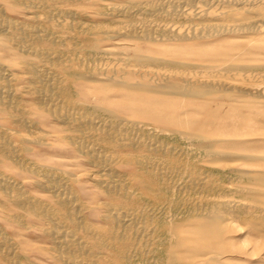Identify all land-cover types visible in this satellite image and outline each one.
Wrapping results in <instances>:
<instances>
[{
  "label": "rangeland",
  "instance_id": "374dc122",
  "mask_svg": "<svg viewBox=\"0 0 264 264\" xmlns=\"http://www.w3.org/2000/svg\"><path fill=\"white\" fill-rule=\"evenodd\" d=\"M43 1L47 2L46 5L45 2ZM11 2L12 0H0V6L2 7V9L0 7L1 13L7 16L9 15L10 18H13V20L20 23L25 22L24 18L31 17L33 21L36 20L34 22L35 23L34 25L37 26L38 23L40 24L38 25L39 28L43 30L48 29L46 30V32L53 40L54 48L55 49L58 48L56 49V55L59 54L58 55L59 57L63 56L61 58L64 60L61 59L62 63L61 62L60 63L67 67V71L62 73L58 69L59 66H57V64L54 65L49 64L48 62L41 60V58L33 56L31 53H22L16 49L11 51L0 47V50H2L0 51V56H1L0 61L5 66L9 65V67L6 66L5 69L2 66H0L1 68L0 73H2L1 74L2 77H0L1 78L0 90L5 91L7 98L11 99V97H14L11 100H9L6 99V95L4 94L5 95L4 99L2 100L0 99L1 100L0 108L7 109L12 114V118H10L9 116H6L5 113L1 114L0 112V132L3 131L2 133H0V137L1 134H3L2 137L7 136L8 138L6 137L4 138L10 140V142L14 144L13 149H15V152L17 154L15 155L14 152H11L12 156L10 159L5 154L2 153L0 154V172H2L0 173V176L1 177L3 176L2 178L5 179L11 177L9 179L10 181L8 179L7 180L12 185L14 182V186L18 185L19 189L17 187L16 189L20 190L21 188L20 191L24 193L26 192L25 194L30 199L33 198V200L34 199L36 200L37 198L39 201L44 202L46 206L48 205L50 206L51 204L52 205V207L50 206L51 208H59V205L56 203L58 197L55 198L56 194H54V191L56 189L57 192L55 193L58 192L64 193V191L65 193H67L70 190L72 195L76 197L75 203H77L76 208H78L77 216L78 218H80L79 221H82L83 223H85V225L88 224L87 226L93 229V230L91 229L92 233L96 232L101 234L103 233V235L105 234L104 240L107 244V247L105 246L104 249L101 250L97 249L94 251L96 253L100 251L101 253L99 255L101 257L97 258L99 260V264H118L116 262L114 263V259L117 258L119 253L117 250L118 245L115 244L116 242L110 237V234L107 233L108 229L111 230L113 229L112 223L109 221L107 217L108 216L107 214L110 209H113V211L115 210L116 212H120V213L122 212L124 214L128 212L132 217V219L136 221L137 224L136 230L138 229V232L140 231V233H144V231H147L148 229L149 230L154 229L155 231L157 230L159 231V232L157 231L155 235L153 234L155 238L152 237L151 238L152 240L149 239L148 242L145 241L146 245H148V246L145 245L146 251L149 249L148 250L149 252L148 251L146 252L147 254L144 253V244L138 242V244L134 245V247L132 248V252L135 255V258L134 257L132 258L131 261L132 263L131 262L124 263L121 261V263L119 264H134V263L135 264L137 263L165 264L167 253L169 250L173 248L175 244L174 234L177 233V231H179V234H182L184 237H189L193 235L192 233L193 231H195L194 229H196V225L194 224L195 221H193L194 219H192L194 217V215H192L193 213L192 208L193 206L196 205L195 204L196 201L197 204L200 205V201L205 200V202H207L210 205L213 202L214 203H221L228 201L230 202L235 199L232 202H236L237 204L245 203V206L248 207L247 209H245L246 207L236 208L234 214H238V215L233 216L234 218H232L233 220L232 223H234L237 227L232 223L231 226L227 225L226 227H224L223 237H225L226 239V243L223 244L224 246L223 247L218 246V248H213V249L205 248L201 253L203 255L201 257H196L194 260L198 259L196 261V264H209L208 262L204 263L202 260L203 259L205 260L207 256H209V252H208L209 250H214L220 253L221 261L212 264H264V228H263L264 226L256 225V223L258 224V222L261 219L256 214V210H254L256 209V207L264 208V204H263L264 195H260V194H264V182L257 180L256 183L258 184H253L255 182L250 179L253 176L258 177L260 176V174L261 175L264 174V131H263L264 130V98L258 97L256 96V94L252 95L243 92L240 93L238 91H236V93L235 91L234 92L230 91L227 93L216 92L209 94L205 97L195 98V97H182L180 95L178 96L168 93L154 94L153 92L143 91V90L131 91V92L129 91L123 92L121 90H107L106 86L100 85L99 83H96L91 80H87L86 78L89 75L88 73L90 68L99 66V64L102 65V63L105 62V60L107 59L105 56L99 54V52L102 51V49L108 47H113V49L115 48L114 46H112L113 42L105 38L106 36L103 34V31L110 30L111 27L113 29V27L116 28L117 26H120V23H122V20H124L123 17H116L115 19L111 14L112 4L119 2V0H113V1L112 0H36V1L18 0L17 2L19 4H17L15 7L12 6ZM38 4H40L39 7ZM22 7L24 9H22ZM54 10L57 12H54ZM61 12L62 15L64 16H62L61 14H60L61 16L58 15ZM36 13L39 15V17H37L38 15ZM54 13L56 14V16ZM44 14L46 16H42ZM50 14L52 17L50 16ZM83 14H85V16ZM65 16L67 17L64 18ZM41 17L43 19L45 18V20H43ZM107 25L110 26L107 27ZM50 33L52 34V36L50 35ZM3 34L0 32V37ZM57 34L59 36L60 35L63 36L59 37ZM53 36L56 37L58 36V37L56 38ZM65 36L68 37L65 38ZM101 36L104 37V39L102 44L98 46L95 43L99 38H102ZM235 40L239 41L240 39L238 38ZM247 40L249 41L251 40V42L249 43V47L253 49L255 54L250 55L249 60H247L246 62L258 63L264 65V50L263 51L261 50V47H264V35L258 36L257 38H254V40H252V38H249ZM57 41H59L61 44H59V42ZM122 42L129 43L131 47L128 46L127 47L128 49L115 48L114 49L115 51H121V52L125 51L127 53L137 52V53L162 56V57L178 56L180 52L179 47L174 43L150 44L145 41H125V40ZM55 43L57 45H55ZM143 44L146 46V48ZM225 44L227 45V43ZM218 45L219 44H215L214 47L212 48H215ZM93 46L94 48H92ZM14 53H17L19 56H23V57L25 56L24 58L35 59L36 62L41 65V68L44 69L43 73L47 78L50 76L54 77L55 75L57 76V78H61L60 75H63L62 78H64L63 80H65L64 81L65 84H67V86L70 88L71 94H74L75 99L78 100L80 103H84L88 107H93V108L100 107L99 109L101 110H103V108L105 110H109L107 112L105 111L106 116L108 115V113L113 112L123 119L125 118L135 123L136 122L139 123L138 125L130 124L132 125L130 127L128 125L129 128L127 127L126 129V131L128 132L127 135H129L128 136L129 138L130 137L132 138L131 141L135 143L137 142L136 146L137 145L139 146V144L141 143H146L148 144L146 145L147 147L146 146H142V147L135 146L134 148L130 146L126 147L123 146V144H127L128 142L121 141L120 139H115L114 142H107L103 140L98 141L97 137L100 136L94 137L92 134H90L89 137L88 136L89 134L84 135L79 131H71L69 129V125H66L63 122L55 120L50 114H48L46 111L41 109V107L37 104V101L35 100V94L33 90H31V87L32 86L34 87V85L30 81V78L28 75H26V73L23 72L20 73V71H22L21 65L17 62L16 63L10 62L11 57L13 58L19 57ZM63 61L67 63L65 64L63 63ZM46 64L47 66H44ZM91 64L94 65L91 66ZM83 66H85V69L83 68ZM48 68L49 69L51 68L50 71L51 70L52 71L50 72ZM16 70L18 71V73L16 72ZM12 71H14L17 75L21 74L22 76L17 77V79L14 77L13 80L12 78L14 72ZM46 71H48V73ZM68 76L71 78H69ZM46 77L45 79H47ZM65 77L68 80H66ZM5 78L12 79L13 83L7 84ZM263 80L261 81L258 80L259 82H257V80H252V83H261V85L263 86L264 84ZM240 81L241 83H243V86L246 83L247 84L251 83V80L248 81L247 79L239 78L238 82ZM247 84L245 86H247ZM11 86H13V89ZM21 86L24 88H22ZM10 89H11L10 91L11 93L9 92ZM3 100H5L4 104L1 103L4 102ZM6 101L12 103L11 105L16 104V106H10L7 104ZM24 110L25 111L27 110L28 113L31 114H26L27 111L25 112ZM29 110H31L32 112H30ZM23 111L25 113H23ZM25 117H27V120ZM23 118H25V120H23ZM22 120L26 122L27 125H23L21 123ZM223 122L225 124L224 126H223ZM17 124L20 125L17 126ZM217 125H222L223 128L221 130H218L216 129ZM156 130L158 131L157 133L155 132ZM171 130L174 131L171 132ZM11 131H14L15 133ZM137 131H140L138 132L140 133V135L137 134ZM41 132L43 133L40 135ZM200 133H204L209 138H212V140L210 139L211 140L210 142L212 143L211 148L202 147L201 142L193 138L194 137L193 135L199 136ZM228 133L232 137H230ZM45 135L48 137H46ZM74 135L76 137L84 136L85 142L90 147L97 148L99 153H101V155H107L108 156L107 160H105L104 157L101 156L106 161L104 162L105 164L102 163L103 161L102 162L96 161L94 157L91 156L88 150L79 151L76 145L71 143L73 142L71 140L72 138H74L73 137ZM182 135L184 138L182 137ZM31 136L34 140L31 138ZM2 137L0 138V142H2ZM40 137H42L43 139L41 138L42 139L41 140ZM137 137H139V139ZM4 138L3 141L5 140ZM36 138L39 139L38 142H36L37 141ZM76 139L79 140L78 137ZM66 140H69L70 143ZM150 143H152V146ZM166 145L169 146L166 147ZM11 146L13 147V145ZM12 147L11 150L13 151ZM151 147L154 149H152ZM167 149L169 151H167ZM206 149L207 150L212 149L219 152L221 151L220 153L221 155H219L218 158L215 156H211L207 153ZM225 152L228 153L229 156L224 154L222 155V153ZM230 155L231 156L233 155L234 157L233 156L231 157ZM236 155H239L240 157H236ZM246 155H248L249 158H247ZM208 157H212V160L211 158H209L211 161L208 160ZM11 159H13V161ZM154 159L158 165L157 167L160 166L161 168H163L162 166L166 168V165L170 166L171 164L174 163L178 164L179 173L177 171L176 172L177 174H175L174 176L171 175L173 179L172 184L168 183L166 179H163L161 176L156 177L155 175L148 172L149 167H151V165L154 163ZM165 162L167 163L166 165ZM156 163H154L153 165H156ZM20 164L22 165L25 164V165L23 167ZM37 164L39 165L37 166ZM17 165H19V167ZM21 166H22L21 169L23 170L20 169ZM35 167L36 169H38L37 171L39 173L36 172ZM51 167L52 169H50ZM89 173L92 174L90 175ZM46 174H48L47 177ZM244 174L248 176H245ZM49 177L52 179H50ZM57 178H59V180H57ZM94 178L96 179L100 178L104 181L106 179L107 180L105 182L103 181L104 183L98 184L97 182L94 181ZM37 180L38 183H36ZM40 181H42L43 184ZM155 181L158 183H156ZM52 182H54V184ZM107 182L109 184H114V185L116 184L117 188L115 190H108V188H106V186L104 185ZM144 182H146V184H144ZM44 183L50 188H45L43 186ZM175 184H176L175 187L170 186ZM56 185L57 187H55ZM61 185L65 187H62ZM158 186L161 188H159ZM48 190L49 191L52 190V191L47 192ZM247 190L253 192L256 191V193H254V196H250L249 194L246 195L245 191L247 192ZM4 191L0 189V199H1L0 227L2 226L0 228L1 229L0 231L5 232V233L3 232V235H0V241L2 242L3 240L5 244L4 249L7 250L6 252H9L8 250L11 248L10 252L13 250V252L11 253L15 254L17 252V254H19V255L15 254V257L16 256L18 257H16L15 259L16 262H14V264H25V263L26 264H70L61 258V254H60L61 252H58L60 251V247L58 246L59 250L56 248L57 244L55 240L51 237V235H49L50 234L49 228L51 227V224L43 217H41L42 218L41 219L40 216L38 215L36 216V214H34L35 212H33L32 210L25 211L21 208L18 207L16 208L14 205H12V201H11L12 197L7 195H12L14 188L11 191L9 190V192L6 191L8 193ZM123 191L124 194L122 193ZM151 195L154 197H152ZM110 197L113 198L111 199ZM224 197L226 199H224ZM239 199L241 201H236ZM245 201H247V203ZM120 202H123L124 204ZM189 202H191L193 205ZM187 203L189 204L187 205ZM250 204L252 205L256 204V205L252 206ZM6 205L9 207H7ZM105 205L108 206L106 207ZM175 206L177 208H175ZM251 207L254 208L252 212H250L252 209ZM79 211H81L82 214H80L81 212ZM246 212L249 215H247ZM26 216H28V218ZM131 217H126L125 220L127 218H130V220H132ZM171 217L174 219L173 221ZM18 219L20 220V222ZM107 219L109 222L107 221ZM241 221H244L242 223H245V225L246 224L247 225L245 226L244 224L241 223ZM68 226L69 227L71 226L70 227L71 229L75 228L72 225H68ZM177 226H179L180 230L177 229ZM241 227L242 229H239ZM45 228L46 229L48 228L47 231ZM94 228H96L98 231H96V229ZM237 228L240 231L237 230ZM79 229L80 231L75 228V230L77 231L76 233L78 234L75 235V238L79 237L78 239L80 240L82 239V241L84 240L91 241L93 234L88 230H84L83 228H79ZM107 234L109 236H107ZM4 235L6 237V240L9 241L11 239L10 240L11 242L9 241L8 243V241L6 242L4 238H1ZM7 237H9V239ZM141 237L143 238V236ZM247 245L249 248L247 247ZM257 245L259 247H257ZM44 246H46L47 248H45ZM52 248L56 249V250L53 249V251H55L56 253L52 251ZM153 250L155 252H153ZM58 253L60 255H58ZM206 253L208 254L204 255ZM0 256H1L0 262H2L3 264H13V262L7 261V259L3 255ZM80 260L83 259L80 258ZM18 261L21 263H19Z\"/></svg>",
  "mask_w": 264,
  "mask_h": 264
},
{
  "label": "bare ground",
  "instance_id": "6f19581e",
  "mask_svg": "<svg viewBox=\"0 0 264 264\" xmlns=\"http://www.w3.org/2000/svg\"><path fill=\"white\" fill-rule=\"evenodd\" d=\"M17 1L12 0V2H11L12 6L15 7L17 4H19ZM32 1H36V0H32ZM25 2H27V1H25ZM43 2H45V1H43ZM20 3H22V2H20ZM30 3H31V1H30ZM46 3L47 2H45V5H46ZM40 4H38V7L40 6ZM42 4H44V3H42ZM109 5H111V4H109ZM77 7H79V6H77ZM1 9H2V7H1ZM22 9H24V8L22 7ZM102 9H104V8H102ZM98 10H100V9H98ZM54 12H57V11L54 10ZM58 12H60V11H58ZM93 13H95V12H93ZM51 14H50V16H51ZM60 14L62 15V12L59 13L58 15H60ZM111 14L113 15V17L115 19H116V17H123L124 18V20H122V23H120V26L116 25L117 26L116 28L113 27V29H112V27H111L110 30H104L103 31V34L106 36L105 38L111 40L113 42L112 46H114L115 48H126V49H128L127 48L128 46L131 47V45H129V43L122 42L124 40L125 41H145V42L150 43V44L174 43L175 45H177L179 47V50H180L179 55L178 56H170V57H162V56L147 55V54H142V53H137V52L127 53L125 51H122V52L121 51H115L114 50L115 48L113 49V47H108V48L102 49V51L99 52V54H101L102 56H105L107 59L105 60V62L102 61L103 62L102 65L99 64V66H95L92 68L89 67L90 69H89V73H88L89 75L86 78L87 80H91V81H94L96 83H99L100 85H104V86H106L107 90H121L123 92L124 91L131 92V91L143 90V91L153 92L154 94L155 93H168V94H172V95H178V96L180 95L182 97H195L196 98V97H205L209 94L216 93V92L227 93L230 91H233V92L235 91V93H236V91H238L240 93L243 92V93H246V94L248 93V94H252V95L256 94V96L264 98V84H263L264 83L263 82L264 81L263 80L264 79V65H261L258 63L246 62L247 60H249L250 55L255 54L253 49L249 47V43L251 42V40L249 41L247 39L252 38V40H254V38H257L258 36L264 35V0H119V2L112 4V13ZM83 15L85 16V14H83ZM42 16H46V15L44 14ZM55 16H56V14H55ZM62 16H64V15H62ZM37 17H39V15ZM66 17L67 16H65L64 18H66ZM24 19H25V22L20 23V22L13 20V18H10L9 15L7 16V15L1 13V11H0V32L2 34L4 33L0 37V47H2L3 49L5 48L6 50H11V51L16 49L22 53H31L33 56L39 57V58H41V60L46 61L49 64H52V65L57 64V66H59L58 69L62 73L66 72L67 67L65 65L61 64L62 63L61 57H63V56L59 57L58 56L59 54L56 55V49H58V48H56V49L54 48L53 40L51 39V37L46 32V30H48V29L43 30V29L39 28L38 25H40V24H38V23H37V26L34 25L35 24L34 22L36 20L33 21L31 17H26ZM43 20H45V18ZM60 22H61V20H60ZM109 26L107 25V27H109ZM52 33H53V31H52ZM50 35L52 36L51 33H50ZM60 36L62 37L63 35H60ZM53 37H56V36H53ZM66 37H68V36H65V38ZM238 38L240 39L239 41L235 40ZM103 39H104V37L99 38L95 44L100 46L103 42ZM57 42H59V41H57ZM222 43H223V45H222ZM225 43H227V45ZM228 43H231V44H228ZM59 44H61V43L59 42ZM215 44H219V45L215 48H212V47H214ZM55 45H57V44L55 43ZM92 48H94V46ZM145 48H146V46H145ZM261 50L263 51L264 47H261ZM0 51H2V50H0ZM29 51H31V52H29ZM14 54L18 55L17 53H14ZM22 55H24V54H22ZM24 57L23 56H19L18 58L11 57L10 62L11 63H16V62L19 63L21 65V70H22V71H20V73L23 72L29 76L30 81L34 85V87L31 85L32 86L31 90H33V92L35 94V100L37 101V104L41 107V109H43L48 114H50L55 120L63 122L66 125H69V129L71 131H79L84 135L89 134L88 135L89 137H90V134H92L94 137L100 136V137H97L98 141L103 140V141H107V142H114L115 139H120L121 141H127L128 142V143L125 142L127 144H123V146H126V147L130 146L133 148L136 146L137 142L135 143V142L131 141L132 138L128 137L129 135H127L128 132L126 131V129H127L128 125L130 127L132 125H138L139 123H137V122L135 123V122L127 120L125 118L123 119L113 112L108 113V115L106 116L105 114L109 110H105L104 108H103V110H101V109H99L100 107L99 108L88 107V106H86V104L80 103L78 100L75 99L74 94H71L70 88L67 86V84H65V82H64L65 80H63L64 78H62L63 75H60V77L62 79L57 78L56 75L54 77L50 76L47 78L43 73L44 69L41 68V65L38 64L35 59L24 58ZM0 59H1V56H0ZM62 60H64V59H62ZM63 63L66 64L67 62L63 61ZM92 65H94V64H91V66ZM0 66H2L4 69L6 66L9 67V65H6V66L3 65V63H1V61H0ZM44 66H47V64ZM83 68L85 69V66H83ZM50 69H49V71H50ZM55 71H57V70H55ZM0 72H1V70H0ZM4 72H6V71H4ZM12 72H14V71H12ZM16 72L18 73L17 70H16ZM46 72L48 73V71H46ZM14 73H13V78H12L13 80H14V77L17 79V77L22 76L21 74L17 75L16 73L15 74ZM1 74L2 73H0V77H2ZM48 76H49V74H48ZM58 76H59V74H58ZM45 77L47 79H45ZM77 77H79V76H77ZM242 77H244V78H242ZM69 78H71V77H69ZM239 78L247 79L248 81L251 80V83H252V80H257V82L263 80L262 81L263 86L261 85V83H252V84L248 83L247 84L245 81L244 82L247 84V86H245L246 84L243 86V83H241V81L238 82ZM12 79H6L5 78V80L7 81V84L13 83ZM65 79L68 80L66 77H65ZM72 79H73V77H72ZM239 83H241V84H239ZM2 86H4V85H2ZM11 87L13 89V86H11ZM22 88H24V87H22ZM25 89H26V87H25ZM10 91H11V89L9 90V92ZM92 91H94V90H92ZM6 92H8V91H6ZM28 93H29V91H28ZM4 94L6 95L5 91L0 92V99L1 100L4 99V96H5ZM12 98H14V97H11V99ZM6 99H9V98H7V95H6ZM11 99H9V100H11ZM3 101L4 102H1V103L4 104L5 100H3ZM14 102H16V101H14ZM3 104H1V105H3ZM7 104L10 106H16V104L11 105L12 103H10V102H7ZM17 104H19V103H17ZM19 105H21V104H19ZM13 109H16V108H13ZM24 111H23V113H25L27 110L25 112ZM29 111L32 112L31 110H29ZM0 112H1V114L5 113L6 116H9L10 118H12L11 112H9L7 109H4V108L1 109L0 108ZM26 114H31V113H28V111H27ZM16 116H17V114H16ZM14 117H15V114H14ZM25 118L27 120V117H25ZM25 118H23V120H25ZM18 119H20V118H18ZM23 120H22V122L21 121L20 122L23 125H27L26 122H24ZM130 124H132V125H130ZM18 125H20V124H17V126ZM224 125L225 124L223 122V126ZM223 126L217 125L216 129L221 130L223 128ZM148 128H150V127H148ZM131 129H133V128H131ZM138 129H139V127H138ZM172 131H174V130H171V132ZM230 131H231V129H230ZM2 132H0V133H2ZM11 132H14V131H11ZM134 132H136V131H134ZM138 132H140V131H137V134L140 135V133H138ZM155 132L157 133L158 131L156 130ZM42 133L43 132H41L40 135ZM224 134H226V133H224ZM2 135L3 134H1V137H2ZM138 135H136V136H138ZM228 135H229V133H228ZM133 136H135V135H133ZM145 136H146V133H145ZM193 136H194L193 138H195L196 140H199L201 142L202 147H204V148H209V147L211 148L212 147V143L210 142L212 140V138H209L206 134L200 133L199 136H196V135H193ZM200 136H202V137H200ZM4 137L8 138L7 136H4ZM4 137H2V142H0V154L1 153L5 154L10 159L12 156L11 152H14L15 155H17V154L15 152V149H13L14 144L12 142H10V140L5 139ZM46 137H48V136H46ZM73 137L75 139L74 138H72V140L70 139L71 141H73L71 143L75 144L79 151L88 150L89 153L91 154V156H93L96 161H98V162L103 161L102 163L106 162L105 160H107L108 156L107 155H101V153H99L97 148L90 147L85 142L84 136H82V137L77 136L79 138V140L76 139L77 137L75 135ZM182 137H183V135H182ZM230 137H232V136H230ZM3 138L5 139L4 141H3ZM31 138H32V136H31ZM38 138H36L37 139L36 142H38V140H39ZM41 138L42 137H40V139ZM137 138L139 139V137H137ZM146 139H148V138H146ZM245 139H247V138H245ZM259 139H260V137H259ZM142 140H140V141H142ZM154 140H156V139H154ZM213 140H215V139H213ZM66 141L69 142V140H66ZM163 141H162V143H163ZM153 142H155V141H153ZM219 142H220V139H219ZM221 142H222V140H221ZM216 143H217V140H216ZM96 144H97V142H96ZM141 144H139V146L138 145L137 146L142 147V146L148 145L146 143H141ZM150 144L152 146V143H150ZM11 145H13V147ZM168 146L166 145V147H168ZM198 146H199V144H198ZM11 147H12L13 151L11 150ZM148 147H150V146H148ZM152 149H154V148H152ZM174 150H172V151H174ZM167 151H169V150L167 149ZM117 153H119V152H117ZM207 153L209 155L215 156L217 158L219 157V155H221L220 154L221 151L219 152V151H215L212 149L211 150L208 149ZM223 154L229 156L228 153H226V152L222 153V155ZM239 155H241V154H239ZM239 155H236V157H240ZM101 156H103L105 160ZM246 157L249 158L248 155H246ZM209 158H211V160H212V157H208V160H210ZM259 158H261V157H259ZM18 159H19V157H18ZM11 160L13 161V159H11ZM16 161H18V160H16ZM249 161H251V160H249ZM160 162H159V164H160ZM22 163H24V162H22ZM109 163H111V162H109ZM154 163H156L155 159H154ZM153 164L151 165V167H149L148 172L155 175L156 177L161 176L163 179H166V181L168 183L172 184L173 183L172 182L173 181L172 176L177 174L176 172L179 170L178 164L174 163V164H171L170 166L169 165L167 166L166 165L167 163L165 162L166 168L162 165L161 166L163 168H161L160 166L157 167L158 166L157 163H156V165H153ZM20 165H22V164H20ZM24 165H22V166L24 167ZM38 165L39 164H37V166ZM17 166L19 167V165H17ZM22 166L20 167V169L22 168ZM30 168H31V166H30ZM35 169H36V167H35ZM41 169H43V168H41ZM50 169H52V167ZM169 169H171V170H169ZM21 170H23V169H21ZM37 170L38 169H36V172H38ZM47 171H49V170H47ZM60 171H63V170H60ZM0 173H2V172H0ZM178 173H179V171H178ZM89 174L91 175L92 173H89ZM140 175H142V174H140ZM47 176H48V174H46V177ZM86 176H87V174H86ZM112 176H113V174H112ZM152 176H150V177H152ZM245 176H248V175H245ZM2 177L0 176V189H2L3 191L5 190L4 192H6V191L9 192V190L11 191L14 188L15 192L13 191L12 192L13 194L11 193L12 195H7V196L12 197L11 198L12 205H14L16 208L18 207V208H21L25 211L32 210L33 212H35L34 214H36V216L38 215V216H40V218L43 217L44 219H46L51 224V227L49 228L50 234L49 233L48 234L51 235V237L55 240V242L57 244V246L55 245L56 248L58 249V246L60 247V251H58L59 249L57 251L61 252L60 254H61L62 259H64L65 261H67L70 264H99V260L97 258L101 257V256H99L101 253H100V251H98V253H96L94 251L97 249H99V250L104 249L105 246L107 247V244L104 240L105 234L103 235V233L101 234V233H96V232L92 233L93 229L88 227L87 226L88 224L85 225V223H83L82 221H79L80 218H78V216H77L78 208H76L77 203H75L76 197H74L72 195V193L70 192V190L68 188L67 189L69 191L67 193H65V191H64V193H62V192L55 193V192H57L56 191L57 189L56 188H55L56 190L54 189L55 190L54 194H56L55 198L58 197L56 203L59 205V208H51L52 207L51 204H50L51 207L49 205L46 206L44 202L39 201L37 198H36V200L35 199L33 200V198L30 199L25 194L26 192L24 193V192L20 191L21 188H20V190H18L19 189L18 185L14 186V182H13V185L9 182L10 181L9 179L11 177L10 178L6 177L9 181L5 178H2ZM44 177H45V175H44ZM176 177H177V175H176ZM50 179H52V178H50ZM250 179L255 182L253 184H258V183H256L257 180L264 182V174L263 175L260 174V176H258V177L253 176ZM57 180H59V178H57ZM207 180H209V179H207ZM94 181L97 182L98 184L105 182L104 180H102L100 178H97V179L94 178ZM142 181H143V179H142ZM146 181H147V179H146ZM232 181H233V179H232ZM16 182H19V181H16ZM40 182L42 183V181H40ZM36 183H38V180ZM52 183L54 184V182H52ZM156 183H158V182H156ZM250 183H252V182H250ZM55 184H56V182H55ZM57 184H59V183H57ZM144 184H146V182H144ZM260 184H261V182H260ZM36 185H38V184H36ZM104 185L106 186V188H108V190H115L117 188L116 184L115 185L109 184L108 182ZM43 186L45 188H50L45 183ZM170 186L175 187L176 184L170 185ZM16 187L18 189H16ZM55 187H57V185ZM62 187H65V186H62ZM165 187H166V184H165ZM173 187H171V188H173ZM233 187H234V185H233ZM159 188H161V187H159ZM197 188H199V187H197ZM44 190H46V189H44ZM119 190H120V187H119ZM50 191H52V190H50ZM50 191L48 190L47 192H50ZM59 191H61V190H59ZM117 191H118V189H117ZM8 192H6V193H8ZM257 192H258V190H257ZM122 193L124 194V191ZM254 193H256V191L255 192L248 191V190H247V192L245 191V194L246 195L249 194L250 196H254ZM146 194H147V192H146ZM163 195H164V193H163ZM255 195H257V194H255ZM260 195H264V194H260ZM260 195H258V196H260ZM152 197H154V196H152ZM118 199H120V198H118ZM127 199H130V198H127ZM158 199H160V198H158ZM224 199H226V198L224 197ZM220 200H222V199H220ZM230 200H231V198H230ZM234 200H232V201H234ZM120 201H122V200H120ZM125 201H126V199H125ZM232 201L221 202V203H214V202L212 203L211 202L212 204H210V205L207 202H205V200L200 201V205H198L197 201H196V203H195L196 205L194 204L195 206H193V208H192V211H193L192 215H194V217L192 219H194L193 221H195L194 224L196 225V229H194L195 231H193V233H192L193 235L189 236V237H184L182 234H179V231H177V233L174 234L175 235V237H174L175 238V244H174L173 248L168 251L165 264H196V261L198 259H196V260H194V259L196 257H201L203 255L201 253L205 248L213 249V248H218V246L223 247L224 246L223 244L226 243V239H225V237H223L224 236L223 235L224 227H226L227 225L231 226V223L233 222L232 218H234L233 216L238 215V214H234L236 211V208H240V207L245 208L246 207L245 203L244 204L243 203L237 204L236 202H232ZM236 201H241V200L239 199ZM245 202L247 203V201H245ZM120 203H123V202H120ZM189 203H191V202H189ZM189 203H187V205ZM184 205H186V204H184ZM250 205H252V204H250ZM255 205H252V206H255ZM105 206L107 207L108 205H105ZM7 207H9V206H7ZM175 208H177V207L175 206ZM247 208L248 207H246L245 209H247ZM253 209L254 208H252L251 211L249 209V211L252 212ZM254 210H256V214L261 219L258 222V224L256 223V225H260V226L263 225L264 226V222H263L264 221V208H262V207L257 208L256 207V209H254ZM79 212H81V211H79ZM247 212H246V214H247ZM80 214H82V212ZM107 215H108L107 217H108L109 221L112 223V227H113L112 230L108 229L107 233L110 234V237L116 242V243L115 242L114 243L118 245L117 250L119 253H118L117 258L114 259V263L116 262L119 264V263H121V261L124 263L131 262L132 258L133 257L135 258V255L132 252V248L134 247V245L138 244V242H141V244H144V253L147 254L146 252L149 249L146 251V248H145L146 242L145 241L148 242V240L151 239L152 237L155 238L154 235L158 231L156 228L155 229L157 231H155L154 229H152V230L148 229L147 231L143 230L144 233H140V231L138 232V229L136 230V225H137L136 221H134V219H132V217L130 216V214L128 212L124 214L122 212L120 213V212H116L115 210L113 211V209H110ZM247 215H249V214H247ZM20 216H22V215H20ZM20 216H19V218H20ZM26 217L28 218V216H26ZM102 217H104V216H102ZM126 217H131L132 220H130V218H127L125 220ZM5 219H7V218H5ZM108 219H107V221H108ZM14 220H16V219H14ZM173 220L174 219L172 218V221ZM234 220H236V219H234ZM238 221H237V223H238ZM19 222H20V220H19ZM242 222H244V221H241V223ZM159 224H160V222H159ZM232 224H234V223H232ZM242 224L245 225V223H242ZM19 225H20V223H19ZM68 225L74 226L79 231H80L79 228H83L84 230H88L89 232H91L93 234V237L90 236V237H92L91 241H89V240L82 241V239L81 240L78 239L79 237L75 238V235H78L76 233L77 231L75 230V228L71 229L70 228L71 226L69 227ZM93 225H95V224H93ZM250 226H252V225H250ZM155 227H157V226H155ZM145 228H146V226H145ZM152 228H154V227H152ZM3 229H4V227H3ZM40 229H42V228H40ZM47 229H46V231H47ZM94 229H96V228H94ZM172 229H174V228H172ZM177 229H179V226H177ZM228 229H229V227H228ZM234 229H236V228H234ZM239 229H242V227ZM239 229L237 228V230H239ZM248 229H250V228H248ZM96 231H98V230L96 229ZM3 232L0 231V235H3ZM108 234H107V236H109ZM20 236H22V235H20ZM141 236H143V238ZM1 238H4V240H6L5 235ZM7 238L9 239V237H7ZM50 240H52V239H50ZM7 241L8 240H6V242ZM9 241H8V243H9ZM8 243H6V244H8ZM10 244H12V243H10ZM150 244H151V242H150ZM14 245H15V242H14ZM146 246H148V245H146ZM44 247L47 248L46 246H44ZM44 247H42V248H44ZM141 247H142V245H141ZM245 247H246V245H245ZM247 247H248V245H247ZM257 247H259V246L257 245ZM4 248H5V244L2 240V242L0 241V255H3L7 259V261H11L14 264V262H16L15 261L16 257H18V256L15 257V254H17V252L15 254L11 253V252H13V250L10 252L11 248L8 250L9 252H6L7 250ZM17 249H19V248H17ZM53 249H55V248H52V251H53ZM258 249H260V248H258ZM48 251H50V250H48ZM53 252H55V251H53ZM153 252H155V251L153 250ZM208 252H209V256H207V258L205 260L204 259L202 260L204 263L208 262L209 264H212V263H217V262L221 261V258H220L221 256H220L219 252H216L214 250H209ZM60 254L58 253V255H60ZM207 254L208 253H206L204 255H207ZM17 255H19V254H17ZM254 255H256V254H254ZM251 257H252V255H251ZM80 258L83 259L84 261L80 260ZM23 259H22V261H23ZM19 263H21V262H19ZM27 263H29V262H27ZM0 264H3V263L0 262Z\"/></svg>",
  "mask_w": 264,
  "mask_h": 264
}]
</instances>
